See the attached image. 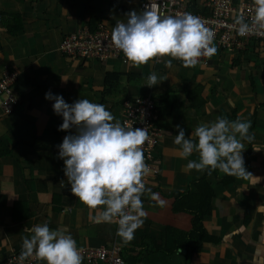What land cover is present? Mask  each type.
<instances>
[{
	"label": "crops",
	"instance_id": "obj_1",
	"mask_svg": "<svg viewBox=\"0 0 264 264\" xmlns=\"http://www.w3.org/2000/svg\"><path fill=\"white\" fill-rule=\"evenodd\" d=\"M143 1L0 0V75L16 74L18 98L12 115L0 118V260L21 253L23 239L32 235L25 229L47 224L70 234L78 250L118 243L124 264H264V212L256 208L264 204V179L253 185L218 169L211 175L189 170L188 162H198V153L183 158L174 143L179 128L195 139L191 133L196 127L218 117L250 121L254 139L244 141V167L264 178V43H250L242 53L217 51L207 66L194 67L177 59L166 67L168 56L135 67L119 60L70 61L60 53L63 38L92 32L98 22L112 32L116 24L127 22L128 13L139 14ZM207 1L191 0L189 10L204 14ZM11 16H18L17 23L7 18ZM8 28L16 31L8 33ZM153 73L161 82L149 87L145 83ZM107 78L112 80L108 84ZM149 92L159 109L160 139L154 152L159 174L147 175L146 189L163 203L148 192L141 196L146 216L134 239L124 244L114 223L89 218L101 209L90 210L72 194L59 145L77 129L59 130L63 117L54 112L55 100L45 96H62L69 105L80 99L103 104L113 122L121 123L123 102ZM202 176L212 190L202 227L213 241L190 255L180 250L166 255L159 249L172 246L165 242L166 229L190 228V216L174 210L175 195L193 190ZM82 264H87L83 256Z\"/></svg>",
	"mask_w": 264,
	"mask_h": 264
},
{
	"label": "clouds",
	"instance_id": "obj_2",
	"mask_svg": "<svg viewBox=\"0 0 264 264\" xmlns=\"http://www.w3.org/2000/svg\"><path fill=\"white\" fill-rule=\"evenodd\" d=\"M254 18L251 25L243 15L235 18L240 36L253 29L264 30V0H254ZM113 45L121 50L135 67L155 58L171 57L165 63L172 67V59L182 61L184 67H194L200 57H211L217 52L212 45L213 32L199 17L190 13L161 18L155 11L127 14V22L116 24L111 34ZM165 80V79H163ZM155 73L148 76L145 85L159 84ZM46 99L55 100L54 112L63 117L61 131L72 127L77 134L67 135L59 145V157L64 160L65 175L71 192L90 210L95 222L117 223V236L124 244L134 239V232L143 224L146 213L141 196L148 192L158 203V194L145 188L143 178L149 174L142 146L149 140L147 128H125L106 110L103 104L80 99L69 105L62 96L47 93ZM251 122L239 118L229 121L218 117L210 124L202 123L186 138L179 128L174 143L180 146L181 156L198 153L199 160L189 161L187 169L220 172L258 184L262 177L254 176L244 167V141L251 143ZM264 212V204L257 207ZM32 235L23 239L20 261L35 256L46 264H82V256L70 234L50 230L47 224L25 229Z\"/></svg>",
	"mask_w": 264,
	"mask_h": 264
},
{
	"label": "built area",
	"instance_id": "obj_3",
	"mask_svg": "<svg viewBox=\"0 0 264 264\" xmlns=\"http://www.w3.org/2000/svg\"><path fill=\"white\" fill-rule=\"evenodd\" d=\"M191 0H144L139 6V13L146 9L155 11L161 18L168 16H181L190 13L199 17L205 27L213 32L212 45L219 52L242 53L250 43H264V30L253 29L249 34L240 36L235 18L239 15L245 17L251 25L254 18V3L244 2L233 4L231 0H208L205 4V13L196 14L189 10ZM112 32L103 22H98L94 31H82L63 38L59 50L61 55L70 61H97L105 63L119 60L126 65L129 62L123 52L117 49L111 40ZM208 56L199 58L198 66H207ZM161 58H155L158 63ZM17 76L14 72L4 71L0 75V118L12 115L18 104L14 92ZM159 109L158 103L151 93L125 100L122 104L121 125L125 128H147L149 140L142 146L145 163L149 167V174H159L155 166L154 152L160 139L158 129ZM147 175L143 178L146 188ZM117 227L118 224L114 223ZM87 264H124L121 257V246L113 243L109 247H87L79 250ZM20 253L12 252L0 260V264H37L35 256L19 260Z\"/></svg>",
	"mask_w": 264,
	"mask_h": 264
},
{
	"label": "trees",
	"instance_id": "obj_4",
	"mask_svg": "<svg viewBox=\"0 0 264 264\" xmlns=\"http://www.w3.org/2000/svg\"><path fill=\"white\" fill-rule=\"evenodd\" d=\"M7 18L11 22L17 23L18 21V16ZM14 31H16V29H14ZM14 31H10L8 28V33L14 34ZM109 78L106 79V84L112 81ZM112 78L114 79L115 77ZM204 177L205 176H202L193 183V190H187L182 194L175 195L174 210L186 213L190 216V228L187 232L167 228L164 234L165 242L170 241L172 246L171 248L167 246L166 249L164 246L158 247L164 254L173 255L180 250L185 256L190 255L198 252L201 249L202 243L213 241L202 227L204 217L210 212V200L212 198V190Z\"/></svg>",
	"mask_w": 264,
	"mask_h": 264
}]
</instances>
